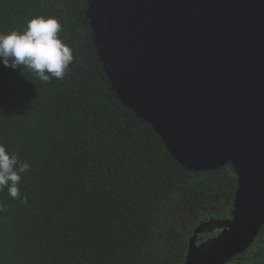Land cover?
<instances>
[{"label": "trees", "instance_id": "16d2710c", "mask_svg": "<svg viewBox=\"0 0 264 264\" xmlns=\"http://www.w3.org/2000/svg\"><path fill=\"white\" fill-rule=\"evenodd\" d=\"M86 9V0H0V33L55 17L73 56L48 83L0 64V144L29 164L26 204L0 191V264H183L200 223L231 217L237 176L230 164L181 167L119 101Z\"/></svg>", "mask_w": 264, "mask_h": 264}, {"label": "water", "instance_id": "95a60500", "mask_svg": "<svg viewBox=\"0 0 264 264\" xmlns=\"http://www.w3.org/2000/svg\"><path fill=\"white\" fill-rule=\"evenodd\" d=\"M86 2L119 101L186 170L233 168L231 217L200 223L183 262L227 264L264 227V0Z\"/></svg>", "mask_w": 264, "mask_h": 264}, {"label": "clouds", "instance_id": "9594fccd", "mask_svg": "<svg viewBox=\"0 0 264 264\" xmlns=\"http://www.w3.org/2000/svg\"><path fill=\"white\" fill-rule=\"evenodd\" d=\"M61 31L55 17L37 16L27 22L22 32L0 33V64L12 70L22 66L45 83L53 78L63 79L73 56L70 47L58 36ZM28 171V163L0 144V191L6 188L12 199L26 204L27 198L21 196L19 184L22 174Z\"/></svg>", "mask_w": 264, "mask_h": 264}, {"label": "flooded vegetation", "instance_id": "af4514ba", "mask_svg": "<svg viewBox=\"0 0 264 264\" xmlns=\"http://www.w3.org/2000/svg\"><path fill=\"white\" fill-rule=\"evenodd\" d=\"M263 229V228H262ZM218 230L212 232L211 234H200L197 236V243H201L202 241L209 239L218 234ZM261 232V231H260ZM260 234V233H259ZM259 236V235H258ZM257 236V237H258ZM257 239V238H256ZM255 239V241H256ZM254 243L249 247L247 251H245L242 255L236 257L235 259L231 260L227 264H245V259L248 257L251 259L252 264H264V244L255 245ZM247 256V257H246ZM251 264V263H247Z\"/></svg>", "mask_w": 264, "mask_h": 264}]
</instances>
